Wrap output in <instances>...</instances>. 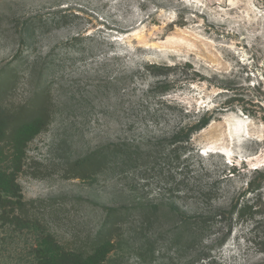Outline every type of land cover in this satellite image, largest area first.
Here are the masks:
<instances>
[{
	"label": "rangeland",
	"instance_id": "374dc122",
	"mask_svg": "<svg viewBox=\"0 0 264 264\" xmlns=\"http://www.w3.org/2000/svg\"><path fill=\"white\" fill-rule=\"evenodd\" d=\"M0 106L50 113L0 155V264H264V0H0Z\"/></svg>",
	"mask_w": 264,
	"mask_h": 264
},
{
	"label": "trees",
	"instance_id": "16d2710c",
	"mask_svg": "<svg viewBox=\"0 0 264 264\" xmlns=\"http://www.w3.org/2000/svg\"><path fill=\"white\" fill-rule=\"evenodd\" d=\"M46 107V106H45ZM50 113L46 108L37 107L34 112L24 116H10L7 111L0 106V155L4 154V149L9 144L19 156L24 155L28 143L43 131L50 119ZM213 117L201 118L196 124L190 126L187 133L181 129L171 134V141L189 142L192 135L204 129ZM12 188L19 190V185L15 183V178H11ZM1 217L7 220V201L0 192ZM98 241L92 252L70 250L60 244L52 234L45 235L43 247L36 252L38 264H107L106 258L111 249L110 241Z\"/></svg>",
	"mask_w": 264,
	"mask_h": 264
}]
</instances>
